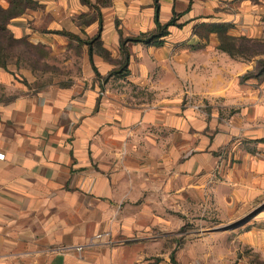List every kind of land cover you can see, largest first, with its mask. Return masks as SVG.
<instances>
[{
	"label": "crops",
	"instance_id": "obj_1",
	"mask_svg": "<svg viewBox=\"0 0 264 264\" xmlns=\"http://www.w3.org/2000/svg\"><path fill=\"white\" fill-rule=\"evenodd\" d=\"M33 2L0 65V264H230L232 233L181 227L260 203L238 237L264 252V48L213 27L264 46V0Z\"/></svg>",
	"mask_w": 264,
	"mask_h": 264
},
{
	"label": "trees",
	"instance_id": "obj_2",
	"mask_svg": "<svg viewBox=\"0 0 264 264\" xmlns=\"http://www.w3.org/2000/svg\"><path fill=\"white\" fill-rule=\"evenodd\" d=\"M84 2H90V0H82ZM98 3H105L107 0H96ZM34 5L33 0H10L7 7L0 6V65L5 66L9 57L14 53L9 49L13 45L25 44L23 39L14 38L7 28V22L12 16H15L23 11L26 6ZM98 7V6H97ZM156 13L158 10V0H155ZM176 14L166 22L161 23L156 17V26L152 31L142 32L135 36L121 37V49L124 55V62L127 60L128 51L125 43L127 41H141L144 43L160 44L162 36L167 34L168 26L170 24H180L176 22ZM219 34V48L227 51L232 56L248 57L263 48H250L251 46H261L260 41L257 39H251L244 36L236 37L226 34V24H215L213 26ZM27 45V44H25ZM264 75V58L257 60L256 67L253 71L246 74V76L260 77ZM173 263L176 262L173 259Z\"/></svg>",
	"mask_w": 264,
	"mask_h": 264
},
{
	"label": "rangeland",
	"instance_id": "obj_3",
	"mask_svg": "<svg viewBox=\"0 0 264 264\" xmlns=\"http://www.w3.org/2000/svg\"><path fill=\"white\" fill-rule=\"evenodd\" d=\"M250 48H264V46H251ZM12 53H16L21 49H25L22 44L13 45L9 48ZM260 204L252 205L246 212L237 215L233 219H218L216 217L206 218L205 221L195 222H184L182 230H194V232L203 233L205 236L210 231H218L220 233H232L233 236L228 238H219V242L229 241L233 243L232 249L230 250V264H234L238 261H246L248 263L264 264V252L257 248H254L250 244L244 243L239 237V231L249 229L256 224L254 216L252 214L256 212L261 206Z\"/></svg>",
	"mask_w": 264,
	"mask_h": 264
},
{
	"label": "built area",
	"instance_id": "obj_4",
	"mask_svg": "<svg viewBox=\"0 0 264 264\" xmlns=\"http://www.w3.org/2000/svg\"><path fill=\"white\" fill-rule=\"evenodd\" d=\"M185 95H186L188 100L193 98V95L188 90H186ZM2 157H3V153L0 152V158H2Z\"/></svg>",
	"mask_w": 264,
	"mask_h": 264
}]
</instances>
